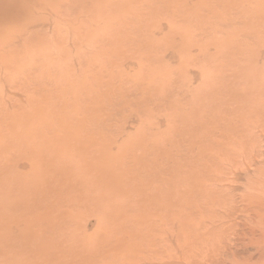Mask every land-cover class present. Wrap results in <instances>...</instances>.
<instances>
[{
  "label": "rangeland",
  "instance_id": "obj_1",
  "mask_svg": "<svg viewBox=\"0 0 264 264\" xmlns=\"http://www.w3.org/2000/svg\"><path fill=\"white\" fill-rule=\"evenodd\" d=\"M49 2L31 35L0 39V190L49 204L99 264H178L180 163L206 143L200 159L224 163L235 146L239 164L264 128V0Z\"/></svg>",
  "mask_w": 264,
  "mask_h": 264
},
{
  "label": "bare ground",
  "instance_id": "obj_2",
  "mask_svg": "<svg viewBox=\"0 0 264 264\" xmlns=\"http://www.w3.org/2000/svg\"><path fill=\"white\" fill-rule=\"evenodd\" d=\"M44 1H46V3H48V4H50L49 1H52V0H49V1L48 0H0V39H1V36L4 35V37L8 36V38L13 40V41L11 40L10 42H14L15 39H18L17 36L20 35L19 32L21 31V29L23 27H24L23 28L24 32L21 31V33L23 32L21 35L24 36L25 32H29L31 35L33 32L29 31V30H31L30 27L31 26L33 27L34 24L39 23L38 20L40 18L39 19H36V18L38 16L40 17V14L38 13L39 14L38 15L37 12L39 11V8L45 6ZM56 3H54V4H56ZM42 4H44V5L41 6ZM47 9L48 10H46V8L44 9V7H43L42 11L44 10L43 12H45V10H46L47 13L48 12L50 13L48 15V19H49V16L51 17L52 13L49 10L50 8H47ZM35 10H37L35 12L37 14V17L35 16L36 18H33L34 16L32 17L31 15H32V13L35 14L34 13ZM43 12H41V14H43ZM44 14L47 15L46 13H44ZM45 15L44 16L42 15V16L45 17ZM45 18L47 19V16ZM52 18H53V16H52ZM44 23H46L45 20H44ZM49 23H48V25H49ZM54 25H56V24H54ZM21 26H22V28H21ZM42 26H44V25H42ZM39 27L42 28L41 26H39ZM33 28H35V27H33ZM36 28H38V27L36 26ZM26 29H27V31H25ZM23 36H21V37H23ZM25 36H27V35H25ZM27 38H29V37L27 36ZM27 38L24 37L23 39L24 40L26 39V42H27ZM23 39H21V40H23ZM6 40H7V38L6 39L4 38V41H6ZM18 41L19 42H17V44L21 42L20 39ZM0 43H2V42H0ZM3 43L1 45H3ZM5 43H7V42H5ZM12 44H14V43H12ZM7 47H8V45H7ZM4 48H6V47L4 46ZM10 50H11V48H10ZM12 51H14V50H12ZM7 52H8V50H7ZM0 54H2V53H0ZM4 69H5V66H4ZM5 71H7V70H5ZM194 74L195 73H193V77H194ZM192 79H194V78H192ZM259 95H262V94H259ZM260 100H262V99H260ZM262 102H264V101H262ZM260 106H262V104L259 102V106H257V109H258V107L261 108ZM254 109H256V108L254 107ZM254 109H252V110H254ZM257 109L255 110L256 112H257ZM251 114H254V113L251 112L250 115ZM263 117H262V119H263ZM259 118H261V117H259ZM259 118H257V119H259ZM247 119H249V117H247ZM242 120L243 119H241V123H242ZM259 120H257V121L259 122ZM239 123H240V120H239ZM251 124L249 126H251ZM259 124H260V122H259ZM256 125H255V127H256ZM247 128L248 127H246V129ZM260 128H261V130L257 134L259 137V142L256 145L254 144L255 146L250 145L249 147L245 148L246 146H244V143H241V144H243L244 149L241 145H240L241 148L238 147V150L236 149V151L237 152L240 151V153L242 151L244 153H246V151H247L246 155H248L246 158H244V160H241L239 164H236L237 161L234 159L237 156L234 158L232 157L233 159L227 158V157L234 155V154H232L233 148H231L230 153H229L230 148L227 149V150H229L228 153L225 151L224 154H228L229 156H226L227 160L224 159L225 162L222 159V161L224 163L218 162L216 165H214V163L209 162V159H207V158L206 159L204 158L205 160L200 159V158H203L202 157L203 153H204V155H206L208 153L207 155L209 157V152H211V149L208 148L207 145L205 147L206 143L204 144V147L202 146L203 149H201L199 147L202 150V152L195 149V150L201 152L200 158L198 157L199 153L196 155L199 159H197V157L195 155H194V157L196 159L194 157L192 158L191 156H193L194 153L191 154V152H190L191 155L188 154L189 156H187V158L190 157L191 160L187 159L186 155L184 157L187 159L188 164H186L184 162L186 159L183 161V163L182 162L180 163L182 165L183 164L184 165L186 164V165L185 166L180 165L181 167H178L179 170L183 167L185 168V169L181 170L182 173L179 172V170H178V172L181 173L180 177L178 178V187L180 188V190L178 191L179 192V194H178V227H177L178 232L175 230L178 234V264H264V130H262L263 127H260ZM235 129H237V128H235ZM243 129H245V128H243ZM253 129H254V126H253ZM213 130L215 131V129H213ZM229 130H230V128H229ZM211 131H212V129H211ZM241 131H243V130H241ZM228 132L230 133L231 131H228ZM249 132L250 131H248V133ZM184 133H186V132L184 131ZM235 133H237V132H235ZM241 133H243V132H241ZM244 133H246V132L244 131ZM250 133L252 134V132H250ZM218 135H220V134H218ZM247 136L249 137V135H247ZM212 137H214V136H212ZM216 137H218V136H216ZM204 138H207V137H204ZM219 139L220 138H218L217 141H219ZM221 139H223V138L221 137ZM243 139H245V138L243 137ZM193 140H190V141H193ZM212 140H214V139H212ZM227 140L224 142H227ZM246 140H248V139L246 138ZM248 141H251V140H248ZM181 142H184V140H182ZM186 142H188V140ZM202 142H204V141H202ZM215 142H213V143H215ZM230 142H232V141H230ZM238 142H241V141L239 140ZM242 142H244V140H242ZM254 142L252 139L251 143H248V144H252ZM194 143H196V142H194ZM197 143H199V141ZM233 143H236V141L234 142V140H233ZM216 145H214V146L216 147ZM219 145L222 146L220 144V142H219ZM186 146H188V145H186ZM226 146H227V144H226ZM226 146L224 148H226ZM227 147H230V145ZM233 147H234L233 150H235V146H233ZM182 148L183 147L179 148L178 151H180V149H182ZM186 150L187 149H185L184 151L186 152ZM189 150H190V148H189ZM216 150H218V147ZM190 151H192V150H190ZM213 151H215V149ZM219 151H220V149H219ZM219 151H217V153ZM212 152H211V154H212ZM179 153L180 152H178V154ZM181 153H182V151H181ZM219 153L222 154L223 151L222 152L220 151ZM219 153H218V155H219ZM234 153H236V152H234ZM182 154L184 156V154H186V153H182ZM182 154L180 155V157L182 156ZM195 154H196V152H195ZM221 156L219 155V157H221ZM244 156H245V154H244ZM211 157L213 158V155ZM216 157H217V155L214 158H216ZM223 157H225V155ZM182 158H179L180 160L179 159L178 160L181 161ZM193 159H194V161H193ZM220 159L221 158L216 159L215 162H217V160L220 161ZM188 160L190 162L191 161H193V162L190 163V162H188ZM1 178H0V186H3L4 184L2 181H4V183H5V179L2 180ZM2 190H3V188L0 190V264H99L100 259L97 257V254L95 251L96 249H95V246L93 244L92 245L86 244L87 240H83L86 242L85 244H84V242H81V241H80L81 243L80 242L79 243H70V242H68L69 239L65 238V236L68 234V233H66L65 230L69 231V229H66L63 226H59L57 224H55V225H57L58 227L52 225L53 223H51L50 221H52V219H53L52 216H54L55 214L53 212L54 210L51 211L50 209H48V207L50 206L49 204L45 203L48 207L46 206L47 208H45L43 210L41 209V205H40L39 206L40 210H39V208L37 209L33 205L34 201L38 200V199L36 200L37 196H34L35 194H33V193H32V195L27 194V193L22 194L24 192H22L20 194H18V192L16 194H9L10 192L8 193V191H6V193H7L6 194V193H4V191L2 192ZM42 199H43V197H42ZM42 199H41V201H42ZM45 199H43V201ZM23 202H25L26 204L21 205L20 203L23 204ZM37 203H40V202H37ZM45 204L43 205L44 207H45ZM138 205H139V203H138ZM159 206L161 208V205H159ZM159 211H161V209ZM162 212L165 213L166 210H165V212H164V210H162ZM166 214H168V213H166ZM152 217H154V215ZM161 217L163 218L164 216H161ZM161 217H160V219H161ZM157 218L154 217V219H157ZM164 218H166V217H164ZM164 220L165 219H163V221ZM152 221L149 220V224H151ZM163 221H162V223H163ZM165 221H164V223H165ZM60 223H62V221H60ZM146 223H148V221ZM155 223L156 222L153 221V225ZM63 224H61V225H63ZM165 224H164V226H165ZM171 224H172V222H171ZM155 225H154V227H155ZM66 226H68V225L66 224ZM166 226H167V224H166ZM176 226H177V224H176ZM152 227L153 226L149 227V228H151L150 230H152ZM168 227L171 228V226H168ZM149 228H147V230H149ZM160 228H162V227H160ZM156 229H157V227H156ZM160 232H161V230H160ZM160 232L158 231L159 234H160ZM57 233H60L59 234V235H61L60 239L58 237H56L55 235L54 236L56 239L53 238L54 236H52V235L57 234ZM65 233H66V235H65ZM158 233L156 232V234H154V231H153V234H154L153 237L155 235H157ZM145 234H146V232H145ZM134 236H135L134 238H136V235H134ZM149 236H150V234H149ZM174 236L177 237V235H175V234H174ZM146 237H148V236H146ZM171 237H172V232H171ZM143 238H145V237H143ZM160 238L162 239L163 237H160ZM173 238H175V237H173ZM73 239L74 238H72V240ZM149 239L150 238H148V241H149ZM165 239H167V238H163V240H165ZM74 240H76V239H74ZM146 240H147V238H146ZM175 240H177V239H175ZM72 242H75V241H72ZM139 242H140V240H139ZM142 242H144V241L142 240ZM168 242L169 241H167V243ZM174 242H176V241H174ZM138 244H137V248H139ZM151 244H153V243H151ZM164 244H165V241H164ZM168 244H170V242ZM150 245H148V246H150ZM156 245H158V244H156ZM160 245H162V243H160ZM141 246H143V245H141ZM144 247H145V245H144ZM154 247H156V246H154ZM82 248H88V249L93 250V254L90 256L89 259L84 257L82 254H80L78 252H75V251L72 252V249L73 250H76V249L83 250ZM168 248H169V245H168ZM171 248H172V246H171ZM139 249H143V248L141 247ZM70 250H71V252H70ZM145 250H147V249H145ZM159 250H161V249H159ZM170 250L173 251V249H169V251ZM165 251H167V248ZM132 252H134V251H132ZM137 252H141V251H137ZM163 253H164V251H163ZM172 253H174V251ZM140 254H142V253H140ZM133 255H135V253ZM143 255L145 257V254H142V256ZM152 256H153V254H152ZM168 256L170 257V255H168ZM132 257H134L133 259L137 258L135 256H132ZM153 257H155V256H153ZM153 257H151V258H153ZM165 257L167 258V256H165ZM161 258L163 260V256ZM171 258H172V256H171ZM130 259H132V258H130ZM155 259H157V258H155ZM131 262H132V260H131ZM136 262H137V259H136Z\"/></svg>",
  "mask_w": 264,
  "mask_h": 264
}]
</instances>
